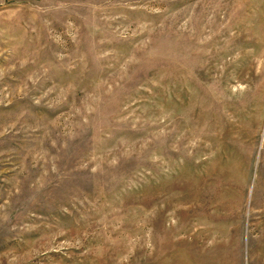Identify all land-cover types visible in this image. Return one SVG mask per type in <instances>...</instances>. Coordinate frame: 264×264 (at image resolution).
Wrapping results in <instances>:
<instances>
[{
    "label": "rangeland",
    "instance_id": "374dc122",
    "mask_svg": "<svg viewBox=\"0 0 264 264\" xmlns=\"http://www.w3.org/2000/svg\"><path fill=\"white\" fill-rule=\"evenodd\" d=\"M0 264H264V0H0Z\"/></svg>",
    "mask_w": 264,
    "mask_h": 264
}]
</instances>
